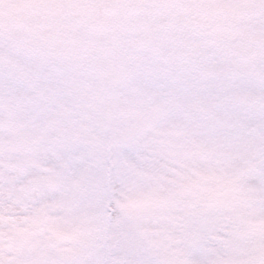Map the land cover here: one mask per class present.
<instances>
[{
  "label": "snow or ice",
  "instance_id": "1",
  "mask_svg": "<svg viewBox=\"0 0 264 264\" xmlns=\"http://www.w3.org/2000/svg\"><path fill=\"white\" fill-rule=\"evenodd\" d=\"M0 264H264V0H0Z\"/></svg>",
  "mask_w": 264,
  "mask_h": 264
}]
</instances>
